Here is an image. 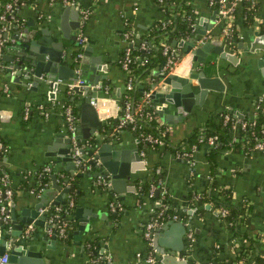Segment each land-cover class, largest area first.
Returning a JSON list of instances; mask_svg holds the SVG:
<instances>
[{
	"label": "crops",
	"instance_id": "obj_1",
	"mask_svg": "<svg viewBox=\"0 0 264 264\" xmlns=\"http://www.w3.org/2000/svg\"><path fill=\"white\" fill-rule=\"evenodd\" d=\"M255 3L257 7L250 25L244 23L241 15L234 16L233 39L229 44L222 33L223 22L215 10L209 7L206 0L192 2L196 24L194 35L175 40L177 44L172 45L183 53L185 47L178 45V42L190 43L194 38L208 34L206 41L214 42V46L221 43L226 52L231 51L237 55V60L235 64L218 60L219 76L225 89L219 92L209 90L203 103L193 106L190 113H184L182 120H178V116H171L169 123L163 122L157 113L159 122L167 129V143L172 147L185 148V142L194 131L204 126L209 119H216L215 115L219 113L229 111L240 116L252 115L255 100L264 96V62L261 60L263 51L256 49L251 52L237 47L238 44L250 46L256 36L255 32L264 36V0H255ZM67 6L78 7L80 14L87 9L90 11L83 26L87 42L82 50V57L85 56L88 62L83 65L85 84L77 85L81 94L72 89L71 83L75 81L71 80H58L56 88L47 81L31 86L33 81L25 79L20 70L5 73L14 61H1L6 70H0V138L4 146L0 157V180L7 176L13 190L9 211L13 204L17 212L23 208H32L43 198L47 200L43 208L55 205V199H59L60 203L66 200L67 185L64 181L72 179L73 170L68 169L59 156V152L69 144L65 140L68 135L63 105L69 100L79 107L86 90L90 93L96 88V97L100 101L99 118L104 123L109 119L115 120L119 114L120 99L126 93L127 74L119 66L123 51L128 46L124 32L130 27L140 38L145 30L163 17L156 0H30L18 8V30L15 34L25 32L34 39L61 41L64 45L61 64L74 70V75L77 74L74 61L79 51L76 38H64L60 30L59 18ZM66 20L68 33L76 37L79 28L71 29L70 23L74 20L70 17ZM201 31L204 34H200ZM138 38L135 37L132 47L138 46ZM238 39L240 43L237 42ZM6 54H10V51H6ZM209 56L217 58L216 55ZM186 65H182L183 70L188 68ZM191 65L192 63L189 68ZM162 67V63L152 67L153 81L159 77ZM14 76L18 78L13 79ZM94 76H99L101 84L95 85L92 81ZM138 81L140 85L144 79L138 78ZM151 100V107L157 112V103L152 98ZM39 104H44L49 109L48 116L37 110ZM26 108L29 109L27 119L23 116ZM239 138L243 139L242 136ZM89 139L113 144V148L138 150L145 168L131 173L134 178L128 182L129 188L121 195L111 187L104 193L97 192L94 188L95 181L89 177L93 172H84L85 176L76 180L79 194L76 199H72L73 206L68 215L71 229L68 242L56 232L49 219L50 212L41 213L39 210V215H45L43 223L49 228L45 231L42 226L30 224L28 231L31 234L39 233L38 242L45 256V264H96L86 250L89 240L95 238L100 245L99 253L105 254L109 264H146L137 257V253L145 256L151 250H154L156 264H228L230 258L238 255L240 244L248 242L249 238L256 241L254 255L264 258V153L254 151L247 154L241 150H224L217 155L212 173L207 159V145L199 148L195 146L189 158H179L162 147L145 146L144 155H141L134 133L127 128L118 132L114 127L107 131L101 128ZM85 146L86 149L90 148L88 140L85 141ZM45 167L50 168V181L44 185L43 191L39 192L35 188L26 190L20 186L25 178L30 186H34L36 176ZM153 170L162 175L163 186L170 196L171 209L187 223L185 225V221L168 219L160 227L170 222H180L186 227V231L190 228L194 242L188 253L186 233L182 237V250L176 251L173 257H168L171 249L159 248L155 231L150 245L142 235L144 224L156 213L157 203L145 198L136 206L137 185L150 176ZM53 175L59 186L57 189L53 187ZM213 181L233 193L232 201L235 205L247 198L252 206L249 214L234 230L222 220L216 206L207 204L202 212H198L189 200L190 193L207 189ZM45 190L50 191L49 195H44ZM113 195L126 205L116 217L108 206ZM79 226L83 227L80 231ZM76 231L79 234L74 233ZM43 233L48 236L46 241L43 240ZM52 235H55V239L51 238ZM175 237L177 233L173 228L170 239ZM162 249L164 254H161ZM234 264L239 263L236 261Z\"/></svg>",
	"mask_w": 264,
	"mask_h": 264
},
{
	"label": "water",
	"instance_id": "obj_2",
	"mask_svg": "<svg viewBox=\"0 0 264 264\" xmlns=\"http://www.w3.org/2000/svg\"><path fill=\"white\" fill-rule=\"evenodd\" d=\"M67 17L74 20V22L70 23L71 29L79 28L81 14L78 12V7H65L59 18L62 37L74 40L76 37L68 33ZM200 34H204V32L201 31ZM255 35L250 46L246 44L243 47V45L238 44L237 47L245 48L251 52L256 49L263 51L261 60L264 62V36H259L256 32ZM13 36L15 42L6 45L1 56V61H14L9 69H1L4 72L6 70L5 73L12 72L15 69L20 70L25 79L33 81L31 86L47 81L54 88L57 87L58 80L75 81L86 76L83 65L87 64L88 60L85 59V56L79 61V74L74 75V70L68 69L61 64L63 62V57L61 56L64 49L61 41L53 42V40H47L48 42H46L45 39H34L32 36H27L25 32L20 33V35L17 33ZM239 41L238 39L237 42ZM173 44H177L176 41H173ZM178 45L184 46V52L186 53L191 49L193 43L180 41ZM216 45L214 46V42L208 40L197 47L193 51L190 69L185 68L183 70L180 67L174 74L159 73V77L152 84L153 92L151 98L157 103V113L163 122L169 123L170 119H172L171 116H178V120H182L184 113H190L193 106L203 103L209 90L219 92L225 89V85L219 76L218 60H227L235 64L237 55L231 51L226 52L221 43ZM6 51H10V54H6ZM211 54L216 55L217 58H208ZM179 71H182V73ZM12 78L17 79L18 77L14 76ZM160 78L162 80H159ZM98 80L99 76L92 77L95 85L101 84ZM72 89L77 94H81L77 85L73 86ZM96 96V88L90 93L86 90L84 100L78 107V116L75 117V122L78 127L79 149L83 158L93 156L94 160L91 161L93 176L101 175L105 185L121 195L129 188L130 184L127 186L128 182L134 178L131 173L144 169L145 164L138 150L128 151L118 147L113 148V144L101 143L100 140L94 139V143L89 149H86L85 141L91 138L104 124V121L99 118L96 108L90 103L91 98ZM65 140L69 144L67 148H63L59 152L61 160L67 164L68 169L73 170L72 175L76 174L77 177L85 176L83 173H75V164L69 157V153L72 151V144L69 138ZM97 161L99 162L98 164L96 163ZM1 165L2 163H0ZM51 178L53 179V187L55 189L59 188L56 184V177L53 175ZM132 188L135 189V187ZM51 192L54 193V191ZM44 193L47 196L50 191L45 190ZM157 193L158 191H156ZM46 202L47 200L43 198L32 208H23L19 212L16 211L13 204L9 211L10 219L8 224L0 219V256L6 254L7 259L4 264H45V256L38 242L39 233L31 234L32 232L28 231V226L30 224L39 225L44 227L45 231L49 228L47 224L43 223V220L46 219L45 215H39V210L43 208ZM53 204H60L59 199L53 200ZM169 228L170 231H168ZM173 228L176 230L177 237L170 239ZM78 229L80 231L83 227L79 226ZM79 231L74 233L79 234ZM154 231L159 248L167 247L171 249V255L168 257H173L176 251L182 250V237L186 231V227L182 223L170 222L164 227H157ZM43 235V240L46 241L48 236L45 233ZM51 238L55 239V235H52ZM161 251V254L165 253L164 249ZM163 263H165L164 260Z\"/></svg>",
	"mask_w": 264,
	"mask_h": 264
},
{
	"label": "trees",
	"instance_id": "obj_3",
	"mask_svg": "<svg viewBox=\"0 0 264 264\" xmlns=\"http://www.w3.org/2000/svg\"><path fill=\"white\" fill-rule=\"evenodd\" d=\"M12 0H0V13L3 11L4 6L7 2ZM57 1H63V0H57ZM194 0H165V3L163 7L161 8V11L163 12V18L155 21L147 30H145L142 34V36L139 38V42L137 43L138 46L132 47L133 52L139 53L145 57V59L141 63L134 64L131 66L132 73L137 78H142L144 81L139 85L137 84L134 91L131 93H125L122 98L120 99V107H122L125 100L134 101V103H137L142 98V91L148 90L149 86L147 84V81L145 79L151 77V69L153 66L157 64H163L166 62V57L162 54V46L160 45L161 42H167L169 45L173 48L174 45H172L173 41L182 39V38H189L194 35V32H192L191 25L194 21L195 13L192 8V2ZM207 1V0H206ZM20 1L18 0V3ZM29 1H26L25 4H27ZM240 6V7H239ZM238 6V9L236 10V14L241 15L242 19L244 20V23L247 25H250L252 23V16L256 10L257 3H255V0H243L242 3ZM20 8V7H19ZM217 6L215 5L213 10H216ZM164 10V11H163ZM17 12V11H16ZM16 15V13H15ZM237 16V15H236ZM19 18V16H18ZM169 22L165 27H162L161 23L162 21ZM8 29L10 31L11 35H14L16 31L18 30L17 23L12 22L9 23ZM141 40H147L149 42V47L147 50H141L139 49V44ZM8 45V44H7ZM4 72V70H3ZM65 105H70L72 109V113L75 117L78 116V107H76L73 103V101L67 100L65 102ZM149 109L153 111L152 107L149 106ZM224 113V112H223ZM233 113V112H230ZM216 119L213 120V118L209 119L207 123L202 126L201 128H198L194 131V133L187 139L185 142V148L183 149H177L175 147H172L167 143V135L163 134L162 131L165 129V126L161 124L160 122L151 119L148 121H143L140 123V128H137L135 131H132L135 135V137H139V135H142V137L145 136H152L153 138L160 137L164 141V145L160 146L158 144L153 143H147L143 138H141L138 141V147L141 150H145V146L152 147V148H166L167 151H171L173 153H176L178 151L180 152H188L191 151L193 146H196V148H199L202 145H207L206 143H201L198 141V138L201 134H204L206 137L210 135H217L218 145L216 147H210L208 146L207 151V159L210 165V170L213 173L214 167H215V161L217 155L224 151V150H231V151H244L247 154H250L252 152L251 148L254 145L256 138L260 136V129L262 126H264V111H259L257 115L255 116V126L253 127V132L250 131V135L248 139H244L245 135L242 134V138H239L237 141H232V133L229 129V125H224L222 122V113H219L215 115ZM246 115L245 117H247ZM250 117V116H249ZM116 124V120H107L103 126L101 127L103 130L107 131L110 128H113ZM138 139V138H137ZM1 140V138H0ZM88 143L91 146L94 143L93 139H88ZM2 153H0L1 157ZM93 171V170H92ZM40 174L36 176V180L34 183V186H30L27 182V178L25 180L21 181L20 186L24 189H39L41 186H44L45 184H48L50 181V173L44 172L43 170L39 171ZM89 173V172H88ZM89 175L90 179L95 181L94 188L97 192H106L108 187L105 185L104 179L100 184L96 183V176ZM72 179L65 180V184L67 185V188L65 189L67 192V198L63 202H61L58 207H61V211L57 213L58 218H63L65 214V209L70 213V207L68 206V203L71 199H76L78 192V187L76 180L79 178L75 175L71 176ZM93 181V182H94ZM154 187V193L152 196L149 195V191L151 187ZM163 178L162 175L156 172V170H153L150 176L145 177L141 182L137 185V202L136 206L138 204H141L143 199H151L155 203H157L156 211L158 212L161 209L165 211V216H173L177 215L173 212V210L170 207V196L168 193V190H166V193L161 194V190L163 189ZM159 190V192L156 194V191ZM200 194V198L197 200H194V195ZM233 193L227 189L226 187H219V185L213 181L211 185L207 187V189L199 192V193H190L189 200L197 208L198 212H202L207 204H212L218 208H224L227 211V214L224 217H221L226 224L230 226V228H233L239 223L243 222L246 215L249 214L251 211V205H249V201L247 198H243L239 205H235L232 201ZM119 199V198H118ZM112 200V199H111ZM122 206L126 207L125 203L121 201ZM115 217L117 216L118 212L114 211L112 212ZM120 213V212H119ZM155 215V214H153ZM180 217L179 215H177ZM164 220V219H163ZM161 220V221H163ZM70 226L67 228L66 232L67 235L63 238L66 242H68L70 238ZM256 241L254 239L249 238L248 242H242L239 246V252L236 257L230 258L228 260V264H234L236 261L239 264H264V258L260 255H254L253 252H255V246L254 243ZM100 245L98 243V239H92L89 240L86 250L91 258L95 260L96 264H109L106 260L105 254L102 255V253H99Z\"/></svg>",
	"mask_w": 264,
	"mask_h": 264
},
{
	"label": "built area",
	"instance_id": "obj_4",
	"mask_svg": "<svg viewBox=\"0 0 264 264\" xmlns=\"http://www.w3.org/2000/svg\"><path fill=\"white\" fill-rule=\"evenodd\" d=\"M12 0L5 4L3 11L0 13V70L3 68L1 65V56L3 53V49L6 47L7 44H11L15 42V38L13 35H9V29L8 25L9 23L15 22L17 23L16 19V11L19 7L22 5H25L26 1L28 0ZM67 1V0H63ZM157 3H159L160 7H163L165 0H156ZM243 0H207V3L209 7L214 8L215 5L217 6L215 12L218 15V18L222 20V33L224 37L227 40V43H232V34L234 32V16L236 13V10L238 9V6L242 3ZM164 11V10H163ZM163 13V12H162ZM90 14L89 9L84 10L81 14L80 19V26H79V32L76 35V43L78 46L79 51L76 54L75 62H76V71L77 74L80 73V70L78 68L79 61L82 58V50L85 46V43L87 42V36L85 32H83V26L86 23L88 16ZM163 18V17H162ZM164 20V19H163ZM169 22L162 21L161 25L162 27H165ZM195 21H193L191 28L192 32L195 30ZM208 34L196 37L193 39V46L188 52H179L176 47H171L169 43L167 42H161L162 46V54L166 57V62L163 63L162 72L166 75L174 74L177 69L182 67L183 64H187L188 68L191 64V59L193 57V51L199 47L200 45L204 44L206 39L208 38ZM124 37L126 41L128 42V46L124 49L123 54L119 60V66L120 68L127 74L126 84H125V90L126 93H131L134 91L137 84H139L138 78L132 73L131 66L134 64L141 63L145 57L139 53L133 52L132 44L135 40V37L138 38V36L132 31L130 27H127V29L124 32ZM139 39V38H138ZM149 47V42L147 40H141L139 44V49L141 50H147ZM186 65V66H187ZM149 89L142 91V98L139 102L134 103L132 99L125 100L122 107L119 108V114L116 116V124L114 125L115 131H120L122 129H129L130 131H135L137 128H140V123L143 121H148L151 119H154L159 122L157 112L155 109L151 111L149 109V106L151 107V94L153 92L152 84H153V78L149 77L147 78ZM85 84V81L83 79H77L74 83H71L72 87L76 85ZM90 103L96 108L97 113L99 114L100 111V101L99 98L94 97L91 98ZM37 110L40 111L44 116H48L49 109L45 107L44 104H39L37 106ZM264 111V96L258 97L255 100L254 108H253V114L245 117L240 116L239 114L230 113L229 111H225L222 113V122L224 125H229V129L232 133V141H237L242 134H244L245 138L248 139L250 135V131L253 132V127L255 126V116L259 111ZM24 118L27 119L29 117V109L26 108L23 114ZM63 116L66 126V131L68 138L71 141L72 144V151L70 153V157L73 160L75 164V173H84L89 170H93V165L91 161H93V156H88L87 158H83L81 152H80V146L78 144V127L75 122V116L72 113V109L70 105H63ZM162 133L167 135V129L165 128ZM237 133V134H236ZM138 138V139H137ZM137 141H139L141 138H143L147 143H153L158 145H164V141L160 137L153 138L152 136H145L142 137V135H139L137 137ZM198 141L201 143H206L210 147H216L218 145L217 135H210L205 136L204 134H201L198 138ZM195 150V146H193L191 151L188 152H176V157L179 158H189L193 151ZM252 152L254 151H260L264 153V126L260 129V136L256 138V141L254 145L251 148ZM4 151V146L2 141L0 140V153ZM141 155H144L143 150H141ZM99 163L98 161L96 162ZM44 172L49 173L50 168L45 167L43 169ZM103 178L101 175L96 176V183L100 184L102 182ZM154 187L152 186L149 195L152 196L154 193ZM44 190V186H41L39 188V192ZM161 194L166 193V190H161ZM13 198V190L10 187V181L7 176H4L0 180V219L7 223L9 222V207L10 203ZM200 198V194L194 195V200H197ZM68 206L71 208L73 206L72 199L69 201ZM109 209L114 212H121L123 211V206L114 197L112 196V200L108 204ZM218 208V207H217ZM61 207H58V205H52L51 207H44L40 209L41 213L44 212H50V221L53 224L56 232L59 234L61 238H64L67 235V228L70 226L69 222V212L67 209H65V214L63 218H58L57 213L61 211ZM220 217H224L227 214V211L224 208H218ZM165 211L161 209L160 211L156 212L155 215H152L149 220L144 224V228L142 229V235L143 237L148 241L149 245L151 243V239L154 234V230L157 227H160V225L168 220V219H174V220H181L182 222L185 221L183 217H178L177 215L173 216H165ZM164 219V220H163ZM163 220V221H161ZM185 225H187L186 221L183 222ZM186 233V242H187V253L192 249V245L194 242V236L193 232L190 228L187 229ZM137 257L141 258L146 264H156L157 260L154 256V250H151L149 253H147L145 256H142L141 253H137ZM6 254L4 256H0V264L6 263Z\"/></svg>",
	"mask_w": 264,
	"mask_h": 264
},
{
	"label": "rangeland",
	"instance_id": "obj_5",
	"mask_svg": "<svg viewBox=\"0 0 264 264\" xmlns=\"http://www.w3.org/2000/svg\"><path fill=\"white\" fill-rule=\"evenodd\" d=\"M208 58H212V56H209Z\"/></svg>",
	"mask_w": 264,
	"mask_h": 264
}]
</instances>
